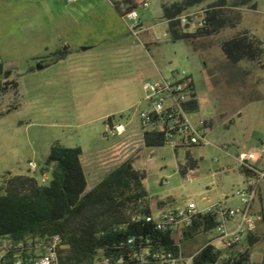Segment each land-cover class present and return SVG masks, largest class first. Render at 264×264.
I'll return each instance as SVG.
<instances>
[{"label": "rangeland", "instance_id": "1", "mask_svg": "<svg viewBox=\"0 0 264 264\" xmlns=\"http://www.w3.org/2000/svg\"><path fill=\"white\" fill-rule=\"evenodd\" d=\"M246 3L228 7L229 25L197 39L195 50L169 33L162 0L152 1L148 9L138 8L140 23L149 29L138 35L131 30L137 24L127 22L109 0L72 4L63 0H0V63L19 83L18 108L0 118V179L8 173L31 174L29 164L43 166V155L56 142L89 152L112 144L115 138L106 135L111 127L109 118L125 125L133 118L130 126L139 134L140 115L150 111L145 83L178 72L192 77L201 101L191 119L212 121L213 131L225 137L211 139V143L228 145L231 157L212 145L178 151L169 145L141 148L134 164L146 174L152 210L190 202L199 208L219 202L237 208L239 199L232 195L243 187L245 176L236 157L249 150L262 153L264 99L247 102L264 97V58L259 63L233 65L224 58L220 43L240 32H249L264 43V0ZM58 48L75 58L56 69L51 64L60 62L54 57ZM86 50L91 56L82 58ZM40 65L45 69L29 72V67ZM15 100L12 92L4 96L1 110L6 111ZM239 111L244 113L241 122ZM136 138H124L111 146L137 142ZM188 152L198 162L195 179L181 174ZM31 176L41 180L40 173ZM254 211L261 220L252 260L260 263L264 257V183ZM204 241L202 236L182 241L184 251L194 253Z\"/></svg>", "mask_w": 264, "mask_h": 264}, {"label": "trees", "instance_id": "2", "mask_svg": "<svg viewBox=\"0 0 264 264\" xmlns=\"http://www.w3.org/2000/svg\"><path fill=\"white\" fill-rule=\"evenodd\" d=\"M207 1L209 0H180L162 5L163 19L169 21L173 39L185 40L196 50L197 39L229 25V19L225 15L228 7H243L247 4L246 0H216L207 7L210 10L207 19L209 30L196 35L179 33L175 29L178 25L176 19L188 9L201 6ZM115 9L120 12L117 7ZM220 48L226 60L233 65L244 61L259 63L264 58L263 41L251 36L249 32H240L224 39ZM68 54L67 51H58L54 53V57L58 61ZM10 92L16 99L15 103L2 111V99ZM18 100L19 83L10 78V74L5 72L0 63V118L16 110ZM192 109L195 113L199 111L198 100L194 102ZM111 121L112 118H109L108 122ZM164 145L163 135L145 134V147L157 148ZM81 157L80 147L67 148L56 142L51 146L50 154L40 170V174H49L48 184L43 185L35 176H14L11 173L4 175L0 179V236L10 235L20 240L32 234L41 237L60 234L65 246L61 251L62 264H90L100 250H103L104 257L116 259L121 253L126 254L129 247L117 249L115 246L127 243L130 236L150 238L160 242L162 246L171 244L168 235L160 233L144 220L145 216L153 212L144 185L145 172L136 169L133 161L128 160L106 175L94 189L87 191ZM187 158L188 165L195 168L190 152ZM240 172L248 175L244 169ZM181 174L186 175L185 167H181ZM163 204L165 203H159ZM121 227L126 229L120 230ZM259 240L257 234L252 244ZM255 264H264V257L262 262Z\"/></svg>", "mask_w": 264, "mask_h": 264}, {"label": "built area", "instance_id": "3", "mask_svg": "<svg viewBox=\"0 0 264 264\" xmlns=\"http://www.w3.org/2000/svg\"><path fill=\"white\" fill-rule=\"evenodd\" d=\"M69 4L77 0H64ZM117 7L127 22L136 26L131 30L135 35L149 32L140 23L138 8L148 9L154 0H109ZM172 3V2H171ZM163 4H169L162 0ZM207 7L190 8L181 14L175 27L181 34L196 35L209 28ZM169 25V21H166ZM170 33V31H169ZM171 34V33H170ZM161 40V39H158ZM150 111L142 112L141 132L138 141L125 142L109 149L111 160L126 162L145 147V134L156 133L164 137L165 144L176 151L190 150L195 147L213 145L209 140L211 121L192 120L190 115L198 95L191 76L183 73L172 74L171 78H161L144 85ZM126 129L122 124L107 129V137H122ZM262 153L249 152L236 158L239 169L248 172L243 187L232 195L238 197L237 208L228 207L226 202L199 208L197 204L186 203V208L176 212L158 214V210L147 218L146 223L153 225L160 233L168 235L171 244L162 246L143 236H134V242L115 246L122 249L128 246L126 254L119 257H104L103 250L90 264H255L252 260V240L257 236V224L261 216L254 211V203L259 199L264 183V169L258 164L264 159V139L260 141ZM227 157H231L228 145L217 146ZM35 163L29 164V172L40 173ZM40 182L46 185L50 181L47 173L40 174ZM226 199H228L226 197ZM126 227H121L124 230ZM118 229H115L117 231ZM200 236L205 240L201 247H195L194 253H186L182 241H193ZM139 239V242H138ZM62 235L41 237L27 235L16 240L10 235L0 236V264H62L61 251L64 249Z\"/></svg>", "mask_w": 264, "mask_h": 264}, {"label": "crops", "instance_id": "4", "mask_svg": "<svg viewBox=\"0 0 264 264\" xmlns=\"http://www.w3.org/2000/svg\"><path fill=\"white\" fill-rule=\"evenodd\" d=\"M64 1V0H63ZM177 1H180V0H177ZM66 2V1H65ZM168 3H171V2H168ZM203 5L201 6H198V7H202ZM70 19H73V15L71 13H68L67 15ZM60 48H58L57 52L60 51L59 50ZM74 54H69L68 57L64 60H60V62L58 61V63H54V64H51L53 66V68H59L60 65L64 64L65 62H67V60H72V58H75V56H73ZM96 55V54H95ZM94 55V56H95ZM82 58H88L89 56H91L89 54V52L86 50L84 51V53L82 55H80ZM225 58V57H224ZM38 63H41L42 61L39 60L37 61ZM43 67V66H42ZM142 68H144V63L142 64ZM42 69H45V66L42 68ZM42 69H38V68H34V67H29V72L30 73H36V72H39L41 71ZM59 70V69H58ZM77 70V69H76ZM148 73H151L152 74V70H150V72ZM153 77V74L151 75ZM197 92V91H196ZM198 95V94H197ZM263 97V96H262ZM258 98V99H253L247 103H255L257 102L258 100H262L264 99V97L262 98ZM198 101H199V106L201 107V101L198 97ZM246 103V104H247ZM238 116H239V120L240 122L244 119V113L239 111L238 112ZM133 122H135V120L132 118L126 125L123 124V123H118V124H115L113 122H110V125H119V124H122L125 126V129H126V132H125V135L122 136V137H116L115 138V141L112 143V144H109L107 145L106 147H104L103 149L101 150H97L95 152H89L83 148L82 149V157H81V163H82V167H83V170H84V173L86 175V179H87V191H91L92 189H94L103 179L106 175H108L110 172H112L114 169L118 168L121 164H123L124 162L120 163L119 161H113L111 160L112 158V155L109 154V149L113 146L111 145H117L116 143H118V141L120 140H123L124 138H133L132 140H136L137 138V130H135V127L133 126H130ZM213 122L211 121V131L209 133V140L211 139H215V138H221V137H225V134L223 133H217V132H214L213 131ZM134 130V131H133ZM230 130V129H229ZM211 142V141H210ZM214 147L217 148L216 145H212ZM219 146H222V145H219ZM205 147V146H204ZM147 148V147H145ZM51 149V148H50ZM218 149V148H217ZM142 151V149L136 153V154H133L129 160L133 161V165L135 167V164H134V161L135 159L139 156V153ZM255 150H249L248 152H241L240 155L242 154H245V153H249V152H254ZM230 152V151H229ZM50 154V150L48 152H46L44 155H43V166H44V163L47 159V157L49 156ZM239 157V156H237ZM236 157V158H237ZM191 158L193 159V162L195 163V168H192L191 166L188 165V161L186 163V165H183L182 167H185L186 168V175L185 176H191V179H195L196 176H195V172L197 171V167H198V162L192 157L191 155ZM264 160V159H263ZM263 160L258 164L259 168L261 169H264V163H263ZM128 161V160H127ZM43 166H39L40 168H42ZM136 168V167H135ZM137 169V168H136ZM139 170V169H138ZM28 172H29V169H28ZM30 173V172H29ZM22 175H30L31 174H22ZM244 175V174H243ZM245 176V175H244ZM146 180V179H145ZM145 180H144V185H145Z\"/></svg>", "mask_w": 264, "mask_h": 264}, {"label": "bare ground", "instance_id": "5", "mask_svg": "<svg viewBox=\"0 0 264 264\" xmlns=\"http://www.w3.org/2000/svg\"><path fill=\"white\" fill-rule=\"evenodd\" d=\"M183 208H186V204L181 205V206H179V207H177V208H171V209H169V208L159 209V210H158V214H166V212H176L177 210H181V209H183ZM152 214H153V212H152ZM152 214H150V215H152ZM150 215L145 216L144 218H147V217H149ZM134 220H135V219H134ZM127 237H128V236H127ZM125 240H126V239H125ZM123 242H124V241H123ZM127 242H134V236H130V237H128Z\"/></svg>", "mask_w": 264, "mask_h": 264}, {"label": "water", "instance_id": "6", "mask_svg": "<svg viewBox=\"0 0 264 264\" xmlns=\"http://www.w3.org/2000/svg\"><path fill=\"white\" fill-rule=\"evenodd\" d=\"M38 69H42V66L40 65V66H38Z\"/></svg>", "mask_w": 264, "mask_h": 264}]
</instances>
